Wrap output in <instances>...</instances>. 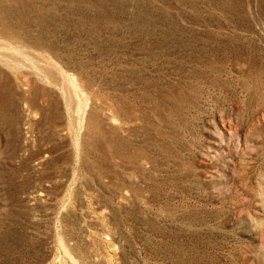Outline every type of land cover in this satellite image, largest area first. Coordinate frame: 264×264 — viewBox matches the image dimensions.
I'll list each match as a JSON object with an SVG mask.
<instances>
[{"label": "rangeland", "instance_id": "1", "mask_svg": "<svg viewBox=\"0 0 264 264\" xmlns=\"http://www.w3.org/2000/svg\"><path fill=\"white\" fill-rule=\"evenodd\" d=\"M0 264H264V0H0Z\"/></svg>", "mask_w": 264, "mask_h": 264}]
</instances>
